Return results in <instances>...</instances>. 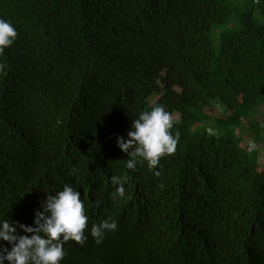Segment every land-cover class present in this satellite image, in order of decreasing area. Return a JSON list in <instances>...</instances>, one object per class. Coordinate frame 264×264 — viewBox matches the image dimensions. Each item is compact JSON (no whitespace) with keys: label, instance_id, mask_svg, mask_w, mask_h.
<instances>
[{"label":"trees","instance_id":"obj_1","mask_svg":"<svg viewBox=\"0 0 264 264\" xmlns=\"http://www.w3.org/2000/svg\"><path fill=\"white\" fill-rule=\"evenodd\" d=\"M262 107L264 0H0V264H264Z\"/></svg>","mask_w":264,"mask_h":264},{"label":"rangeland","instance_id":"obj_2","mask_svg":"<svg viewBox=\"0 0 264 264\" xmlns=\"http://www.w3.org/2000/svg\"><path fill=\"white\" fill-rule=\"evenodd\" d=\"M217 43L215 41V44ZM158 98L159 96H156L152 99V102L157 101ZM214 108L216 109L215 114H218V116H223L226 113V107L219 102H214ZM173 120L180 122V115H175ZM205 126L211 135H222V130L214 122H207ZM236 133L243 140L244 144L250 148L251 152L258 151L260 153L259 162L262 165L264 163V107L260 108L251 118L243 120Z\"/></svg>","mask_w":264,"mask_h":264}]
</instances>
